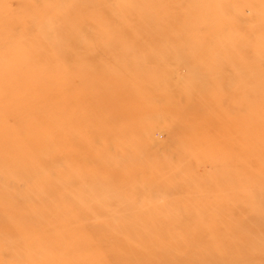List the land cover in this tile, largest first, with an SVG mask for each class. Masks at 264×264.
I'll return each mask as SVG.
<instances>
[{
    "label": "rangeland",
    "instance_id": "374dc122",
    "mask_svg": "<svg viewBox=\"0 0 264 264\" xmlns=\"http://www.w3.org/2000/svg\"><path fill=\"white\" fill-rule=\"evenodd\" d=\"M57 1L0 0V25L13 24L12 36H34L62 55L54 78L66 88L65 131L52 158L71 179L46 196L37 189L46 172L28 166L24 177L15 157L2 156L13 147L4 135L0 264H133L127 240L112 234L137 226H165L183 246L152 264H221L219 241L201 240L252 215L241 201L254 199L256 181L240 170L250 172L264 150V0H153L168 30L133 28L134 36L112 24L103 0ZM109 2L118 14L143 11L136 0ZM89 38L100 40L85 47ZM68 57L80 72L71 81ZM69 92L79 105L68 103ZM12 118L0 130L25 120Z\"/></svg>",
    "mask_w": 264,
    "mask_h": 264
},
{
    "label": "bare ground",
    "instance_id": "6f19581e",
    "mask_svg": "<svg viewBox=\"0 0 264 264\" xmlns=\"http://www.w3.org/2000/svg\"><path fill=\"white\" fill-rule=\"evenodd\" d=\"M136 1H139L142 5V12L128 11L118 14V9L120 8L114 7L109 0H103L101 6L103 12L110 16L109 20L113 22L112 24H118L122 30H125L126 36H134L130 32L136 31V29L150 31L151 26L160 31L168 30V22L162 18V12L160 14H152L153 0ZM156 1L157 4L162 3V0ZM63 2L64 0H61L56 3L62 5ZM27 9L30 10L28 6ZM120 16H122V22H120ZM29 21L30 24L25 26L24 23ZM24 23L23 28L28 30L34 24L28 19ZM136 23L139 24L136 26ZM5 24L0 25V30H2L0 33L1 43L4 39L13 35V24H6V26ZM133 28L136 29L134 30ZM94 31L92 29V32ZM78 33L79 35L83 34V30L77 29ZM12 37H14V41H10L9 44L11 49L4 50L0 43V125L4 126L7 122L10 123L11 117L17 120L24 118L25 120L21 124L18 123L16 127L13 126L14 128L10 125V130H0V140L5 141L7 138L4 135L6 134L11 137L10 143L14 147L10 151L3 153L2 156L7 154V156L15 157L16 162L13 166L21 168L24 177L33 172V170H25L26 167L38 165V169L46 172V178L45 182L40 183L37 189L46 196H54L57 195L55 192L57 188L53 185L66 186V179L67 181L71 180L68 174H65L63 168L57 169L55 167L54 158H52L54 153L60 152L63 148L62 135L65 131V97L63 92L66 88H64V79L58 80L54 76L63 69L64 61L62 55L56 57L52 54L55 44L46 45L31 35H14ZM83 40L87 44H84L85 47H91V44H93V47L100 39H81V41ZM72 41L75 47L78 46V41L76 42L75 39ZM137 41L139 42L140 40ZM137 41L135 40L134 43H137ZM119 42L126 43L128 41L127 38H124L119 39ZM99 57L100 54L95 52V54H90L86 59L88 62L94 63ZM73 59L75 58L68 57L67 71L69 73V81L72 80L75 72H79ZM117 71L119 69L115 70V72ZM97 73L96 70H87L85 75L92 76ZM68 83V87H71V82ZM88 87V91L92 92V87ZM66 98L69 104L79 105L78 102L71 101L73 98L72 96L70 97V92ZM260 131L264 132V128H260ZM250 161L252 166L254 165L251 171H244L241 168L240 174L245 176V178L252 176L256 181L255 187H257V191L254 199L251 197L243 198L241 207L244 211L243 213L251 208L252 211L250 210V212H252V215L243 217L238 226L217 227V235L212 233V235H208V238L203 237L201 240V245L205 247L219 241L220 247H222L220 251L225 253L222 258H219L221 264H264L263 146L257 148L256 154L251 157ZM44 187L48 188L43 189ZM67 187L68 191H70V184ZM58 201L63 203V199ZM76 202L78 200L76 198L72 199L70 195L69 204ZM156 229L154 233H150L143 226H137L134 229L131 227L124 232L112 235L118 240H127L126 242H128L129 246L126 247V252L131 257L130 262L133 264L134 262H137V264H152L153 262L151 261L158 256L181 255L180 250L183 247L181 246V241L167 235L165 226H159ZM195 229L197 230L198 228ZM38 234L40 233L36 235L38 236ZM139 235L142 238H140L141 240L138 239ZM104 249L110 251L111 247L108 249L104 247L102 250Z\"/></svg>",
    "mask_w": 264,
    "mask_h": 264
}]
</instances>
